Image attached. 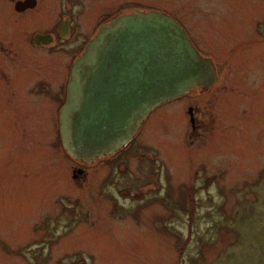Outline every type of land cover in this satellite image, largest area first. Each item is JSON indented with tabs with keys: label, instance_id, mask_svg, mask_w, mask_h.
Here are the masks:
<instances>
[{
	"label": "rangeland",
	"instance_id": "374dc122",
	"mask_svg": "<svg viewBox=\"0 0 264 264\" xmlns=\"http://www.w3.org/2000/svg\"><path fill=\"white\" fill-rule=\"evenodd\" d=\"M180 10L217 86L157 107L77 178L57 115L46 146L59 105L24 108L19 146L0 147V264H264V0ZM194 104L214 117L199 134Z\"/></svg>",
	"mask_w": 264,
	"mask_h": 264
},
{
	"label": "water",
	"instance_id": "95a60500",
	"mask_svg": "<svg viewBox=\"0 0 264 264\" xmlns=\"http://www.w3.org/2000/svg\"><path fill=\"white\" fill-rule=\"evenodd\" d=\"M176 20L135 13L104 25L73 64L60 134L70 156L90 164L128 145L150 113L192 88L217 81ZM194 127L193 108H189ZM83 169L74 172V178Z\"/></svg>",
	"mask_w": 264,
	"mask_h": 264
},
{
	"label": "flooded vegetation",
	"instance_id": "af4514ba",
	"mask_svg": "<svg viewBox=\"0 0 264 264\" xmlns=\"http://www.w3.org/2000/svg\"><path fill=\"white\" fill-rule=\"evenodd\" d=\"M197 3L198 0H0L1 149L6 151L8 146H19L18 140L24 126L18 124V119H21L20 114L24 108H32L30 104L57 103V110H49L48 106L47 117L51 119L53 116L54 119L57 115V119H60L61 108L68 98L73 64L85 53L90 40L97 36L104 25L136 12L146 14L154 11L172 17L190 37L184 25L185 21L188 22L190 13L180 9L193 8ZM194 45L196 46L195 43ZM212 61L218 78L210 88H192L158 107L180 98L187 99V103L193 102L195 97H190L191 91H210L217 86L219 71L215 61ZM237 62H241L240 57H237ZM226 85L224 88L229 83ZM191 107L195 117L193 132L199 134L207 125L206 119L214 120V117L208 106L205 109L194 104L188 108ZM53 119L50 120L47 147L54 145V138L51 136ZM31 123V119L27 121L29 126ZM144 123L145 121L139 131ZM57 127L59 137V125ZM117 153L102 158H109ZM97 160L98 158L95 161ZM76 161V169H83L85 172L84 165L87 163ZM80 178H83L82 175Z\"/></svg>",
	"mask_w": 264,
	"mask_h": 264
}]
</instances>
